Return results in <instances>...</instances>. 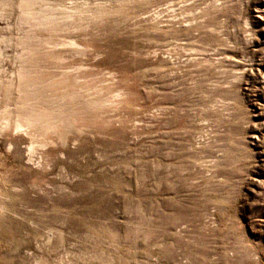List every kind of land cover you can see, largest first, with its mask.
<instances>
[{
	"label": "rangeland",
	"instance_id": "obj_1",
	"mask_svg": "<svg viewBox=\"0 0 264 264\" xmlns=\"http://www.w3.org/2000/svg\"><path fill=\"white\" fill-rule=\"evenodd\" d=\"M0 48V264H264V0H0Z\"/></svg>",
	"mask_w": 264,
	"mask_h": 264
},
{
	"label": "bare ground",
	"instance_id": "obj_2",
	"mask_svg": "<svg viewBox=\"0 0 264 264\" xmlns=\"http://www.w3.org/2000/svg\"><path fill=\"white\" fill-rule=\"evenodd\" d=\"M43 20L46 21L47 17H43ZM1 53L2 52H1V48H0V55H1ZM20 72H22V71H20ZM20 77H21V79L18 80V87L22 88L23 85L26 86V82L29 79H26V80L23 79V80H25V82L22 81V77L25 78V75H23V73H22V75H20ZM24 89H22V90H24ZM16 118L17 119L15 121V126L17 128H23V127L33 128V127L39 125L41 128H44V129H47V128L49 129V128L54 127V125H56L57 119H58L56 116H51L49 114H46V112L45 113L37 112L33 108L25 110L24 112L21 113V115L17 116Z\"/></svg>",
	"mask_w": 264,
	"mask_h": 264
}]
</instances>
